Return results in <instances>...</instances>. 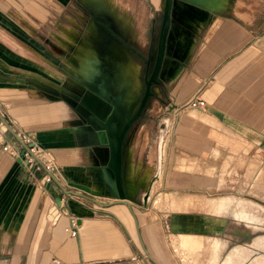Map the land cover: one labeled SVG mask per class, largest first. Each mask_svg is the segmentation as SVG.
<instances>
[{
  "label": "crops",
  "instance_id": "1",
  "mask_svg": "<svg viewBox=\"0 0 264 264\" xmlns=\"http://www.w3.org/2000/svg\"><path fill=\"white\" fill-rule=\"evenodd\" d=\"M9 1L0 0V115L24 143H35L40 152L51 153L46 152L50 157L42 154L41 157L44 162L54 158L52 172L66 190L111 202L114 198L106 191L101 166L110 161V155L113 161L117 137L114 131H119L130 112L123 118V112L111 105L103 88L101 95L113 107L105 118L96 112L98 109L94 113L89 109L92 101L78 102L81 93L76 94L74 102L60 93L69 89H64L68 74L66 47L63 51L61 39L57 46L62 50L51 47L46 34L39 31L48 25L49 2L62 6L60 0H20V4ZM187 16L188 31L178 23L176 26L180 47L191 36L188 49L182 56L174 53L171 40L150 101L162 104L174 95L177 111L182 105L178 103L185 99L197 96L201 100L200 108L176 115L172 140L177 152L188 158H208L216 168L217 163L211 162L217 159L212 156L228 155L231 150L237 152L249 145H254L253 150L264 144L260 142L264 140V62H261L264 52L254 49L253 44L241 48L244 38L259 41L264 35L259 37L255 26H244L227 15L214 18L203 14L196 18L188 13ZM91 29L95 34H76L74 38L72 57L76 69L69 73L73 72L78 80L83 74L78 70L77 46L84 38L89 39L96 55L91 64L103 55L99 46L102 40L94 25ZM195 31L197 35L192 33ZM128 56L140 66V61L129 52L126 59ZM52 58L58 59L65 69L53 71L58 75L55 87ZM184 70L188 79L178 84ZM93 71L89 69L86 75L91 84L98 75ZM71 88L70 91H80L77 83ZM97 89L98 86H90V90ZM51 92L53 96L48 97ZM14 123L42 129L30 136L25 128L26 132L14 128ZM89 127L97 133L100 128L107 129L105 139L109 137L110 143L104 147L86 146L83 138ZM176 129L184 135L179 137ZM5 133L0 127V252L6 254L5 259L17 264H140L138 250L122 217L127 213L126 206L100 207L84 198L65 196L53 180L43 184L45 169L37 163L19 161L23 148L10 132ZM5 144L11 147V152L3 150ZM208 169H213V165ZM125 172L123 143L121 178L126 194ZM71 219L77 223L76 238L66 232Z\"/></svg>",
  "mask_w": 264,
  "mask_h": 264
},
{
  "label": "rangeland",
  "instance_id": "2",
  "mask_svg": "<svg viewBox=\"0 0 264 264\" xmlns=\"http://www.w3.org/2000/svg\"><path fill=\"white\" fill-rule=\"evenodd\" d=\"M9 2L20 4V0ZM60 2L62 6L49 2L48 25L39 30L46 34L51 47L63 51L66 47L68 74L63 86L69 89H62L60 93L71 102L76 94L81 93L78 102L92 101L89 109L93 113L98 109L96 112L101 113L102 118L110 113L112 106L123 112V118L129 112L132 115L142 98L146 68L141 69L130 56L126 59L125 54L129 52L135 59L140 55L150 57L151 68L158 36L162 43L167 35L178 41L176 23L187 28L188 13L196 18L203 14L214 18L227 15L244 26H255V34L259 37L264 35V0H170L167 12L164 10L167 0ZM164 24L168 26L167 34L161 31ZM91 25L102 40L99 46L103 48V55L97 63L95 60L91 64L96 55L89 51V39L84 38L77 46L81 54L78 55V70L83 74L78 80L73 72L69 73L76 69L72 57L75 56L74 38L76 34H95ZM192 33L196 34V31ZM35 36L39 38V35ZM58 39L63 42L62 49L57 46ZM251 44L254 49L264 52V36L259 41L244 38L241 48L246 49ZM200 48L201 44L197 50ZM51 65L52 73L64 69L55 58L51 59ZM91 68L98 74L92 84L86 76ZM185 71L178 84L188 79ZM55 75L52 76V85H58V75ZM76 83L80 91H70ZM93 85L98 89L90 90ZM102 88L107 91L111 107L101 95ZM52 96L53 93L48 97ZM169 98L162 104L149 101L142 116L130 127L124 142L126 197L136 216L146 252L141 246L133 216L128 210L125 217L121 216L138 250L140 264H154L149 256L156 264H264V144L253 150L254 145H249L237 152L231 150L228 155H214L211 158L217 162L211 163H217L216 168L208 158H188L174 148L172 127L177 118L176 99L174 95ZM192 115L197 117L196 112ZM83 120L90 124L85 118ZM124 124H119V132ZM164 125L167 126L165 131L162 130ZM0 127L6 131L5 135L9 134L1 121ZM21 127V124L14 123V128L25 131V127ZM25 129L30 136H35L34 133L42 128L30 126ZM176 131L179 137L184 135L183 131ZM46 152L50 153L47 150L41 154L50 157ZM48 161L55 166L54 158ZM210 165L213 169H208ZM145 197H148L147 201ZM5 256L0 252V264H17Z\"/></svg>",
  "mask_w": 264,
  "mask_h": 264
},
{
  "label": "water",
  "instance_id": "3",
  "mask_svg": "<svg viewBox=\"0 0 264 264\" xmlns=\"http://www.w3.org/2000/svg\"><path fill=\"white\" fill-rule=\"evenodd\" d=\"M169 1L167 0V6L164 9L165 12L168 11V6H169ZM160 57V51H159V56ZM161 68V64H160V59L157 58V62L155 64V67L153 69L152 74L150 75L149 79L145 81V91L144 94L140 100V103L138 105V108L136 109L135 113L130 115V117L126 120L125 124L121 126L120 132L117 134L116 137V143H115V149L113 150V154H114V159L113 161H111V155H110V161L108 163H104L103 166H101V169L104 171L105 173V186L107 188V190L113 195V200L111 202H101V201H97L94 200L93 198L86 196L80 192H76V191H72V190H66L62 184L58 181V179L54 176V174L50 171H46L47 174L52 178V180L57 184V186L60 188V190L63 192V194L65 196H75L78 198H84L86 200H89L93 203H95L96 205L100 206V207H104V208H108L114 205H124L127 207L128 211L130 212V214L133 216L134 220H135V224H136V228H137V232H138V236H139V240L141 243V246L143 248V250L146 252L140 235H139V231H138V222L136 220V216L133 213V211L131 210V206H130V202L128 201L123 185H122V178H121V170H122V150H123V143H124V139L125 136L128 132V130L130 129V127L132 126V124L142 115V112L146 106V103L149 99V97L152 95L151 94V86L153 84L157 83V77H158V73L160 71ZM0 121L6 126L7 130L11 133V135L21 144L22 148H23V152L21 154V157H23L24 153H28L38 164H40L43 168L44 164L40 161V159H38L35 154L31 151V148L34 147V143H30V144H26L24 143V141L19 137L18 134H16L13 129L10 127V125L6 122V120L0 115ZM100 132L102 133H106L108 132L107 129L105 128H100L99 129ZM106 131V132H104ZM115 133V131H114ZM106 142L109 144V137L107 138ZM103 143V142H102ZM21 157L19 158V161L21 160ZM149 258L152 260V262L154 264H156V262L149 256Z\"/></svg>",
  "mask_w": 264,
  "mask_h": 264
},
{
  "label": "flooded vegetation",
  "instance_id": "4",
  "mask_svg": "<svg viewBox=\"0 0 264 264\" xmlns=\"http://www.w3.org/2000/svg\"><path fill=\"white\" fill-rule=\"evenodd\" d=\"M166 24V22H165ZM162 26V30L163 32H166L167 34V30H168V26L165 25ZM179 24V23H178ZM182 26V25H181ZM177 27V26H176ZM183 27V26H182ZM184 28V27H183ZM186 31L187 28H185ZM191 35V34H190ZM189 35V36H190ZM160 35L158 36V39H157V51L155 53V58H154V61L152 63V67L150 68V57H144L142 58L141 55L137 58V60L140 61V68H146V73H145V76L143 77V83H144V91H145V81L149 79L150 75L152 74L153 72V69L155 67V64L157 62V58L160 59V64L162 65V61H163V57H165V53L167 51V47L171 44V40L174 44V53L176 52L178 55H183L185 53V50L188 49V46H189V40H191V36L187 38V41H186V44L184 45V47H180V43L179 41H176V40H173V38L169 37L168 35L166 36V40L164 43H162V40H160ZM190 38V39H189ZM189 39V40H188ZM177 40H178V37H177ZM176 50V51H175ZM91 51L94 52V50L91 48ZM159 51H160V54H161V58L158 57L159 56ZM148 71V72H147ZM158 84V77H157V83L156 84H153L151 86V96L149 97L147 103L150 101V99H152L153 97V91L152 89ZM144 91H143V94H144ZM143 96V95H142ZM146 103V104H147ZM146 107V106H145ZM138 108V107H137ZM136 111V110H135ZM135 113V112H134ZM133 113V114H134ZM129 131V130H128ZM106 132V131H104ZM107 134H109V132H106V133H97L95 132V130L91 129V127H89L88 130H85V134H84V143L86 144V146L88 147H104L106 145H108V143L106 142V139H105V136H107ZM127 135V134H126ZM126 137V136H125ZM125 140V139H124ZM103 142V143H102ZM106 191L107 188H106Z\"/></svg>",
  "mask_w": 264,
  "mask_h": 264
},
{
  "label": "built area",
  "instance_id": "5",
  "mask_svg": "<svg viewBox=\"0 0 264 264\" xmlns=\"http://www.w3.org/2000/svg\"><path fill=\"white\" fill-rule=\"evenodd\" d=\"M201 106V100L195 96L194 98L190 99L186 103L182 104L176 111V115L179 113H186L190 111L191 109H198ZM27 144V143H26ZM35 144V143H34ZM3 150L5 152H11V147L7 144L4 145ZM31 151L37 155L40 159V161L44 164V169L45 171H50L52 172L53 166L49 162H44L43 158L41 157V149L36 147V144L34 145L33 148H31ZM20 157V156H19ZM24 162L30 163H37L28 153H24L23 157H21ZM38 164V163H37ZM53 173V172H52ZM43 184H48L52 182V178L46 173L43 178H42ZM66 232L69 234L70 237L76 238L78 237V228H77V223L75 222L74 219L70 220V223L68 227L66 228Z\"/></svg>",
  "mask_w": 264,
  "mask_h": 264
},
{
  "label": "bare ground",
  "instance_id": "6",
  "mask_svg": "<svg viewBox=\"0 0 264 264\" xmlns=\"http://www.w3.org/2000/svg\"><path fill=\"white\" fill-rule=\"evenodd\" d=\"M83 47V46H82ZM84 48V47H83ZM85 49V48H84ZM167 129V126H162V130L163 131H165ZM119 133V131H115V134H116V136H117V134ZM38 159H39V157L37 156V155H35ZM155 187V186H154ZM154 189V188H153ZM154 192V191H153ZM147 199H148V197H145V201H147ZM175 200V199H174ZM176 203V202H175ZM211 207V206H210ZM216 213V212H215ZM211 217V216H210ZM199 220V219H198ZM199 235V234H198ZM203 237V236H202ZM126 244V246L128 247V245H127V243H125Z\"/></svg>",
  "mask_w": 264,
  "mask_h": 264
}]
</instances>
